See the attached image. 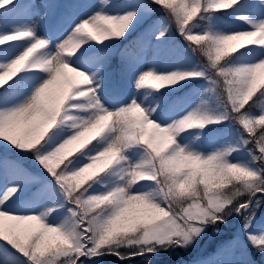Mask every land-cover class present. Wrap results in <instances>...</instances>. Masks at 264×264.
I'll return each mask as SVG.
<instances>
[{
	"label": "snow or ice",
	"instance_id": "6c2138e0",
	"mask_svg": "<svg viewBox=\"0 0 264 264\" xmlns=\"http://www.w3.org/2000/svg\"><path fill=\"white\" fill-rule=\"evenodd\" d=\"M262 209L264 0H0V264H153L229 224L196 264H264Z\"/></svg>",
	"mask_w": 264,
	"mask_h": 264
},
{
	"label": "rangeland",
	"instance_id": "374dc122",
	"mask_svg": "<svg viewBox=\"0 0 264 264\" xmlns=\"http://www.w3.org/2000/svg\"><path fill=\"white\" fill-rule=\"evenodd\" d=\"M13 43H15V42H13ZM261 214H264V213H261ZM229 225L231 226L232 224H229ZM234 232H235L234 227H230V229H229L230 239L233 237ZM215 238H217V236H214L211 232H208L207 234H205L203 239L200 240V242L198 244L209 245L210 241L214 240ZM202 245L198 246L199 247L198 250H199L200 253H202V250L204 248ZM190 255L191 256L189 258H187L186 260H180L179 258L174 257L173 260H172V264H195L196 260L198 258H203L205 256V254L204 255L201 254L202 256L198 257L197 253H196V247L192 248V252L190 253ZM213 258L214 257H212V258H208L207 257L205 259V261L209 260V259H213Z\"/></svg>",
	"mask_w": 264,
	"mask_h": 264
},
{
	"label": "trees",
	"instance_id": "16d2710c",
	"mask_svg": "<svg viewBox=\"0 0 264 264\" xmlns=\"http://www.w3.org/2000/svg\"><path fill=\"white\" fill-rule=\"evenodd\" d=\"M177 38H178V37H177ZM221 228H222V232H221V234H220L219 236H223V235L225 234V232L228 231V227H227V226L222 225ZM213 242H214V240L210 241L209 245L212 244ZM168 255H169V256H168L167 259H169V257L171 258V257H176V256H181V257H183V256L185 255V252H184V251H181V250H177L175 253L168 254ZM161 257H165V256L163 255V256H161ZM254 258L256 259V261H257L258 263L261 262V258H260L259 256H255ZM167 259H166V263H167V264H170L171 261H170V260H167ZM136 264H140V262L137 261ZM156 264H165V258H164L163 260H161L160 262H157Z\"/></svg>",
	"mask_w": 264,
	"mask_h": 264
}]
</instances>
